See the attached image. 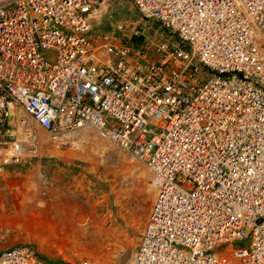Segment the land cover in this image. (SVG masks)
<instances>
[{
	"label": "built area",
	"instance_id": "obj_1",
	"mask_svg": "<svg viewBox=\"0 0 264 264\" xmlns=\"http://www.w3.org/2000/svg\"><path fill=\"white\" fill-rule=\"evenodd\" d=\"M130 1L163 40L97 30L99 0H0V177L91 129L157 191L131 264H264V0Z\"/></svg>",
	"mask_w": 264,
	"mask_h": 264
},
{
	"label": "rangeland",
	"instance_id": "obj_2",
	"mask_svg": "<svg viewBox=\"0 0 264 264\" xmlns=\"http://www.w3.org/2000/svg\"><path fill=\"white\" fill-rule=\"evenodd\" d=\"M99 1L98 20L116 23L120 37L139 30L143 40H163L130 0ZM40 134L35 165L0 177V249L28 244L49 264H131L157 193L149 171L91 129L77 132L69 150Z\"/></svg>",
	"mask_w": 264,
	"mask_h": 264
},
{
	"label": "crops",
	"instance_id": "obj_3",
	"mask_svg": "<svg viewBox=\"0 0 264 264\" xmlns=\"http://www.w3.org/2000/svg\"><path fill=\"white\" fill-rule=\"evenodd\" d=\"M95 28H96L97 30H99V31H107V30L109 29L108 26L106 25V23L104 22V18H103L102 22H101L100 20H98V18H97V20L95 21ZM29 161H34V159H31V160H25V161L22 162V164L24 163L23 165L21 164V165L17 166L16 168H15V167H12V168L17 170V169H22L23 167H25V168H23V169L26 170V168H28L29 166L33 165V163H34V162H32V164H31V162H29ZM34 165H35V163H34ZM21 167H22V168H21ZM33 168H35V167H33ZM9 169H10V168H9ZM13 169H12V170H13ZM7 171H8V169L6 170V172H7ZM6 172H5V173H6ZM3 173H4V172H3ZM3 173H2V176L5 174V173H4V174H3ZM2 176H1V177H2ZM73 211H74V209H73ZM71 212H72V210H71ZM72 213H73V212H72ZM64 219H65V218H64ZM59 220H60V219H59ZM65 222H66V219H65ZM66 228H68V230H69V226H68L67 224H65V225L62 224L61 228L58 227L57 230H58V231H61V232H63V233H66V232H65V229H66ZM68 230H67V231H68ZM140 234H141V233H140ZM1 249H2V248H1ZM1 249H0V251H1Z\"/></svg>",
	"mask_w": 264,
	"mask_h": 264
},
{
	"label": "trees",
	"instance_id": "obj_4",
	"mask_svg": "<svg viewBox=\"0 0 264 264\" xmlns=\"http://www.w3.org/2000/svg\"><path fill=\"white\" fill-rule=\"evenodd\" d=\"M142 38H139V41H141Z\"/></svg>",
	"mask_w": 264,
	"mask_h": 264
},
{
	"label": "bare ground",
	"instance_id": "obj_5",
	"mask_svg": "<svg viewBox=\"0 0 264 264\" xmlns=\"http://www.w3.org/2000/svg\"><path fill=\"white\" fill-rule=\"evenodd\" d=\"M49 231H50V229H49ZM45 232V231H44ZM50 233V232H49ZM45 235V234H44Z\"/></svg>",
	"mask_w": 264,
	"mask_h": 264
}]
</instances>
